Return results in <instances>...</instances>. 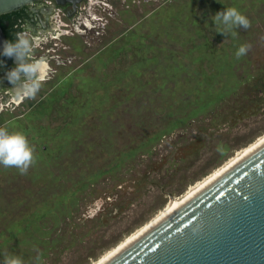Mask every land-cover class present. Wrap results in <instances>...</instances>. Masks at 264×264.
<instances>
[{
	"label": "rangeland",
	"instance_id": "1",
	"mask_svg": "<svg viewBox=\"0 0 264 264\" xmlns=\"http://www.w3.org/2000/svg\"><path fill=\"white\" fill-rule=\"evenodd\" d=\"M230 6L251 23L225 36L210 17ZM113 9L79 78L43 88L9 128L34 162L26 174L0 165V260L90 264L264 135V0Z\"/></svg>",
	"mask_w": 264,
	"mask_h": 264
},
{
	"label": "water",
	"instance_id": "2",
	"mask_svg": "<svg viewBox=\"0 0 264 264\" xmlns=\"http://www.w3.org/2000/svg\"><path fill=\"white\" fill-rule=\"evenodd\" d=\"M102 264H264V140Z\"/></svg>",
	"mask_w": 264,
	"mask_h": 264
},
{
	"label": "flooded vegetation",
	"instance_id": "3",
	"mask_svg": "<svg viewBox=\"0 0 264 264\" xmlns=\"http://www.w3.org/2000/svg\"><path fill=\"white\" fill-rule=\"evenodd\" d=\"M115 2L32 0L15 10L0 13V47L5 40L14 39L16 31L26 26L35 29L33 57L44 59L41 74L45 76L36 96L43 93L47 97L51 92L43 88L79 78L78 73L84 70L86 61L99 54L101 36L106 34L107 15L114 11ZM15 63L12 57L0 56V125L8 128L15 126L21 114L25 116L36 108H33L36 96L20 98L9 93L11 84L5 73Z\"/></svg>",
	"mask_w": 264,
	"mask_h": 264
},
{
	"label": "clouds",
	"instance_id": "4",
	"mask_svg": "<svg viewBox=\"0 0 264 264\" xmlns=\"http://www.w3.org/2000/svg\"><path fill=\"white\" fill-rule=\"evenodd\" d=\"M32 0H30V3ZM214 30L228 35H234L235 29L250 27V20L234 6L224 7L211 15ZM35 29L26 26L16 31L12 40H5L0 47V56L15 59L16 63L7 70L5 78L10 82L9 93L20 98H34L39 92L45 76L41 74L44 59L33 57ZM248 43L240 44L235 56L237 59L244 56L249 48ZM216 150L221 154L225 151L222 144ZM33 148L24 133L10 131L7 126L0 125V165L15 167L20 174H26L29 166L34 162ZM39 260V256L36 257ZM0 264H25L22 257L16 254L5 255Z\"/></svg>",
	"mask_w": 264,
	"mask_h": 264
},
{
	"label": "bare ground",
	"instance_id": "5",
	"mask_svg": "<svg viewBox=\"0 0 264 264\" xmlns=\"http://www.w3.org/2000/svg\"><path fill=\"white\" fill-rule=\"evenodd\" d=\"M263 140H264V135H261L257 137L254 141L249 143L247 146L243 147L242 149H239L237 152H235L233 156H231L228 160H226L222 165L215 168L211 173L205 176L202 180H199L193 185H191L190 187H188V189L185 191L183 195L170 200L163 208H161L152 218L146 221L143 225H141L135 231L128 234L123 240L121 238V241L119 243H117L115 246H113L109 250L105 251L102 255L98 256L96 260H94L93 262L90 261V264L104 263L106 260H108L114 254H116L119 250H121L123 247H125L127 244H129L131 241H133L135 238H137L139 235H141L143 232H145L147 229H149L151 226H153L163 217H165L168 213L174 210L177 206H179L181 203L187 200L190 196H192L199 189L205 186L208 182L214 179L217 175H219L221 172L227 169L230 165H232L233 162H236L239 158H241L243 155H245L248 151H250L252 148H254L256 145H258Z\"/></svg>",
	"mask_w": 264,
	"mask_h": 264
}]
</instances>
